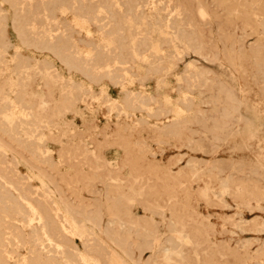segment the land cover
Listing matches in <instances>:
<instances>
[{
	"label": "rangeland",
	"instance_id": "1",
	"mask_svg": "<svg viewBox=\"0 0 264 264\" xmlns=\"http://www.w3.org/2000/svg\"><path fill=\"white\" fill-rule=\"evenodd\" d=\"M25 1L0 0V174L53 242L0 222V264H264V0Z\"/></svg>",
	"mask_w": 264,
	"mask_h": 264
},
{
	"label": "bare ground",
	"instance_id": "2",
	"mask_svg": "<svg viewBox=\"0 0 264 264\" xmlns=\"http://www.w3.org/2000/svg\"><path fill=\"white\" fill-rule=\"evenodd\" d=\"M28 0H26L25 2H27ZM29 1H31V0H29ZM41 1H43V0H41ZM46 1V0H45ZM49 1V0H48ZM53 1V0H52ZM55 2V1H54ZM69 2V1H68ZM92 2H93V0H92ZM110 2V1H109ZM112 2V1H111ZM40 3H42V2H40ZM57 3V2H56ZM55 3V4H56ZM59 3V2H58ZM74 3V2H73ZM26 4V3H25ZM68 4H70V3H68ZM75 4V3H74ZM73 4V5H74ZM85 4V3H84ZM111 4H113V3H111ZM118 4V3H117ZM116 4V5H117ZM96 5V4H95ZM80 6V5H79ZM53 7V6H52ZM76 7V6H75ZM102 8H103V6H102ZM113 8V7H112ZM115 8H116V6H115ZM61 9H63V8H60V12L62 13L63 11H66V10H63V11H61ZM57 10V9H56ZM73 10V9H72ZM113 10H114V8H113ZM67 11H69V10H67ZM66 11V12H67ZM74 11V10H73ZM73 11H69V12H73ZM114 11H116V10H114ZM44 12V11H43ZM128 12V11H127ZM130 12V11H129ZM65 13V12H64ZM68 13V12H67ZM73 13H75V12H73ZM116 13H117V11H116ZM49 14H51V12L49 13ZM72 14V13H71ZM75 14H77V13H75ZM74 14V15H75ZM79 14V13H78ZM55 15V14H54ZM110 15V14H109ZM77 15H75V17H76ZM122 16V15H121ZM52 17V16H51ZM107 17V16H106ZM38 18V17H37ZM171 19V18H170ZM166 22V21H165ZM51 31V30H50ZM44 32H45V30H44ZM40 33V32H39ZM42 33V32H41ZM86 33V32H85ZM176 33V32H175ZM47 34V33H46ZM51 34V33H50ZM38 35V34H37ZM52 35V34H51ZM50 36V35H49ZM53 36H55V35H53ZM77 37V36H76ZM178 37V36H177ZM177 37H175V38H177ZM191 37V36H190ZM46 39V38H45ZM48 40H49V38H48ZM47 40V41H48ZM143 41V40H142ZM175 41V40H174ZM49 42V41H48ZM69 42V41H68ZM177 42V41H176ZM192 42V41H191ZM51 43V42H50ZM77 43V42H76ZM178 43V42H177ZM190 43V42H189ZM193 43V42H192ZM69 44H70V42H69ZM142 44V43H141ZM153 44V43H152ZM109 45H110V43H109ZM178 45V44H177ZM46 46H47V44H46ZM46 46H45V48H46ZM107 46V45H106ZM160 46V45H159ZM190 46H192V45H190ZM74 47V46H73ZM193 47V46H192ZM262 47V46H261ZM190 48V47H189ZM122 49V48H121ZM158 49V48H157ZM183 49V48H182ZM185 49V48H184ZM44 50V49H43ZM49 50V49H48ZM149 50V49H148ZM114 51V50H113ZM132 51V50H131ZM150 51V50H149ZM157 51V50H156ZM75 52V51H74ZM109 52V51H108ZM108 52H107V54H108ZM119 52V51H118ZM143 52V51H142ZM158 52V51H157ZM195 52V51H194ZM116 53V52H115ZM130 53V52H129ZM148 53V52H147ZM160 53V52H159ZM118 54V53H117ZM152 54V53H151ZM92 55V54H91ZM132 55H133V53H132ZM138 54H136L135 56H137ZM140 55H142V54H140ZM148 55L149 54H147V57H148ZM259 55V54H258ZM109 56V55H108ZM146 56V55H145ZM152 56V55H151ZM156 56V55H155ZM257 56V55H256ZM256 56H254V57H256ZM120 57V56H119ZM139 57V56H138ZM137 57V58H138ZM142 57V56H141ZM140 57V58H141ZM145 58L146 60L148 59V58ZM154 57V56H153ZM88 58V57H87ZM94 58H95V56H94ZM97 58V57H96ZM133 58V57H132ZM159 58V57H158ZM259 58V57H258ZM59 59V58H58ZM131 59V58H130ZM135 60H136V58H135ZM138 60V59H137ZM141 60H144V58L143 59H141ZM158 60V59H157ZM155 61H156V59H155ZM177 61V60H176ZM116 62H118V60L116 61V59H115V63ZM143 62V61H142ZM110 63V62H109ZM120 64H122V62L120 63ZM109 65V64H108ZM108 67V66H107ZM262 67V66H261ZM94 68V67H93ZM153 68V67H152ZM95 69V68H94ZM121 69V68H120ZM111 70V69H110ZM119 70V69H118ZM124 70V69H123ZM261 70H262V68H261ZM70 71V70H69ZM126 71V70H125ZM93 72V71H92ZM109 72V71H108ZM262 73V72H261ZM263 73H264V71H263ZM106 75H108V74H106ZM111 75V74H110ZM190 75V74H189ZM264 75V74H263ZM191 76V75H190ZM189 76V77H190ZM117 77V76H116ZM146 77V76H145ZM187 79V78H186ZM188 80V79H187ZM188 82H189V80H188ZM190 83V82H189ZM192 84V83H191ZM129 85V84H128ZM132 85V84H131ZM184 85V84H183ZM122 88V87H121ZM13 89V88H12ZM179 89V88H178ZM124 90V89H123ZM64 91V90H63ZM8 95V94H7ZM20 95V94H19ZM9 96H11V94L9 95ZM23 96V95H22ZM136 96V95H135ZM0 97H3V96H0ZM18 98H19V96H18ZM154 98V97H153ZM139 100V99H138ZM137 100V101H138ZM13 101V100H12ZM133 102H134V100H132ZM136 101V102H137ZM143 102V101H142ZM141 102V103H142ZM132 103V102H131ZM138 103V102H137ZM136 103V104H137ZM19 104V103H18ZM133 104V103H132ZM14 105V104H13ZM138 106H140V105H138ZM6 107V106H5ZM4 108V107H3ZM21 108V107H20ZM132 108V107H131ZM142 108H143V106H142ZM24 109V108H23ZM146 109V108H145ZM29 110V109H28ZM138 110V109H137ZM18 112V111H17ZM25 112V111H24ZM13 113V112H12ZM20 113V112H19ZM32 113V112H31ZM123 116V115H122ZM2 117V116H1ZM13 117V116H12ZM27 117V116H26ZM157 117V116H156ZM204 118V117H203ZM8 119V118H7ZM197 119V118H196ZM199 119V118H198ZM197 119V121L199 122V120ZM16 120V119H15ZM14 119H13V121H15ZM19 121V120H18ZM17 121V122H18ZM32 121H34V120H32ZM140 121V120H139ZM171 121V120H170ZM204 121V120H203ZM11 125V124H10ZM136 127V126H135ZM178 127V126H177ZM162 128V127H161ZM239 128V127H238ZM1 130H2V128H0ZM11 130V129H10ZM40 130V129H39ZM178 130V129H177ZM238 130V129H237ZM3 131V130H2ZM163 131H165V130H163ZM7 132V131H6ZM169 132V131H168ZM167 132V133H168ZM3 133V132H2ZM35 133V132H34ZM38 133V132H37ZM172 133H173V131H172ZM175 134V133H174ZM34 135V134H33ZM166 135V134H165ZM8 136V135H7ZM37 136V135H36ZM29 140V139H28ZM32 140V139H31ZM27 142V141H26ZM45 142V141H44ZM37 143V142H36ZM39 143V142H38ZM1 145V144H0ZM21 145V144H20ZM32 145V144H31ZM41 146V145H40ZM136 146V145H135ZM17 148V147H16ZM1 151V150H0ZM24 151V150H23ZM147 152V151H146ZM4 154V153H3ZM92 154V153H91ZM154 155V154H153ZM111 163V162H110ZM193 178V177H192ZM28 179V178H27ZM101 179H102V177H101ZM107 179V178H106ZM105 180V179H104ZM106 181H108V180H106ZM136 181V180H135ZM167 181H169V180H167ZM104 183H105V181H104ZM19 184H20V182H19ZM108 184V183H107ZM108 186V185H107ZM110 186V185H109ZM112 186V185H111ZM113 187V186H112ZM100 190V189H99ZM143 190V189H142ZM106 191H108L109 192V190L107 189ZM112 191V190H111ZM114 191V190H113ZM23 193V192H22ZM91 193V192H90ZM118 194V193H117ZM108 195H109V193H108ZM119 196V195H118ZM115 197V196H114ZM119 197H121V196H119ZM48 198V197H47ZM121 201V200H120ZM92 202V201H91ZM121 203V202H120ZM61 205V204H60ZM54 207V206H53ZM119 207H121L120 205H119ZM21 209H24L25 210V215H23V216H21ZM69 210V212H70V214L72 215H75L72 211H70V209H68ZM122 212V214H123V211H121ZM120 212V213H121ZM126 212V214H127V211L125 210L124 211V213ZM66 213V212H65ZM119 213V214H120ZM155 213V212H154ZM68 214V213H67ZM125 214V215H126ZM94 215L96 216V217H99V212L98 211H95L94 212ZM16 216H20L19 218H17ZM55 216H56V213H55ZM122 216V215H121ZM119 217H120V215H119ZM56 218V217H55ZM124 218V217H123ZM122 218V219H123ZM130 218V217H129ZM125 219V218H124ZM123 219V220H124ZM72 221H73V219H71ZM120 220H121V218H120ZM122 220V221H123ZM63 221V220H62ZM0 222H21V224H22V227H24V226H26L27 228H29V229H31V230H33V231H35L36 232V237H35V239H34V242H38V240H41L42 242L43 241H46V242H50V241H52L51 240V235L49 234V230H48V227H47V224H46V222H50V220L48 219V216H47V213H46V210H45V208L42 206V203H41V201H39L38 199H27V198H25V197H23L19 192H18V190H17V188L14 186V184H12L11 182H9V180L5 177V176H2L1 174H0ZM63 222H69L68 221V219H65ZM86 222V221H85ZM124 222V221H123ZM7 224V223H6ZM5 224V225H6ZM87 224V223H86ZM116 224H117V222L115 223V228H117L116 227ZM61 225V224H60ZM4 226V225H3ZM118 226V225H117ZM60 227V226H59ZM63 227V226H62ZM6 228V227H5ZM98 228V227H97ZM7 229V228H6ZM62 229H64V227L62 228ZM61 231V230H60ZM64 231V230H63ZM118 231H119V228H118ZM7 233V232H6ZM62 234H64V233H62ZM70 234V233H69ZM0 236H1V230H0ZM39 237V238H38ZM60 237H62V236H60ZM104 237V236H103ZM64 238V237H63ZM63 238H61V239H63ZM86 238V237H85ZM79 240V239H78ZM83 240V239H82ZM15 241V240H14ZM53 242V241H52ZM51 244V243H50ZM93 244V243H92ZM109 244H111L110 242H109ZM2 245V244H1ZM22 245V244H21ZM27 245V244H26ZM54 245H56V244H54ZM71 246H72V244H70ZM84 245V244H83ZM19 246V245H18ZM43 246V245H42ZM27 247H28V245H27ZM35 247V246H34ZM58 247V246H57ZM63 248H64V246H62ZM75 247V246H74ZM50 248H51V246H50ZM66 248V247H65ZM67 248H68V246H67ZM57 249H59V248H57ZM60 249H62L61 247H60ZM76 249V248H75ZM91 249V248H90ZM97 249V248H96ZM1 250V249H0ZM95 250V249H94ZM93 249L91 250L92 252L94 251ZM24 251V250H23ZM47 251V250H46ZM57 251V250H56ZM64 251V250H63ZM69 251H70V249H69ZM77 251V250H76ZM73 252V251H72ZM78 252V251H77ZM103 252V251H102ZM33 253V252H32ZM60 253V252H59ZM59 253H57L58 255H59ZM91 253V252H90ZM104 253V252H103ZM125 253V255H128L127 254V252H124ZM77 254V253H76ZM75 254V255H76ZM106 254V253H105ZM26 255V254H25ZM33 255V254H32ZM49 255V254H48ZM62 255H64V254H62ZM9 256V255H8ZM8 256H7V258H8ZM27 256V255H26ZM25 256V257H26ZM50 256V255H49ZM48 256V257H49ZM88 256V255H87ZM92 256H94V255H92ZM91 256V257H92ZM10 257V256H9ZM23 257V256H22ZM29 257V256H28ZM56 257H58V256H56ZM64 257V256H63ZM76 257V256H75ZM97 258V257H96ZM10 259H11V257H10ZM20 259H22L21 257H20ZM25 259V258H24ZM50 259V258H49ZM12 260V259H11ZM10 260V261H11ZM30 259H28V260H25L24 261V263L25 264H46V261H45V258L43 257V255H42V253H38V254H36V255H34L33 257H31V260L29 261ZM65 260H66V258H65ZM96 259H94V261H95ZM103 260V259H102ZM15 261V260H14ZM62 261V260H61ZM67 261V260H66ZM81 262H82V264H88V259L87 258H85V257H81ZM98 262V261H97ZM71 263V262H70ZM94 263V262H93ZM20 264V263H19ZM74 264V263H73ZM96 264V263H95ZM101 264V263H100Z\"/></svg>",
	"mask_w": 264,
	"mask_h": 264
}]
</instances>
